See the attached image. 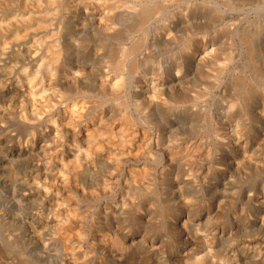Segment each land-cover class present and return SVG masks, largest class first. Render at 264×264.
<instances>
[{
	"label": "rangeland",
	"instance_id": "1",
	"mask_svg": "<svg viewBox=\"0 0 264 264\" xmlns=\"http://www.w3.org/2000/svg\"><path fill=\"white\" fill-rule=\"evenodd\" d=\"M111 1L0 0V264H264V0Z\"/></svg>",
	"mask_w": 264,
	"mask_h": 264
},
{
	"label": "bare ground",
	"instance_id": "2",
	"mask_svg": "<svg viewBox=\"0 0 264 264\" xmlns=\"http://www.w3.org/2000/svg\"><path fill=\"white\" fill-rule=\"evenodd\" d=\"M34 1H38V0H34ZM51 2H53V1H55V0H50ZM69 1V0H68ZM113 1H115L114 3L111 1V4L113 3L114 5H113V7H111L112 9L111 10H113V8H115V7H117V4L119 3V1L118 0H113ZM227 1H229V0H227ZM23 2V1H22ZM21 2V3H22ZM59 2V1H58ZM107 2V1H106ZM143 2H144V7H142V6H140V8H138L139 10H136L135 12H133V15H131V16H133L132 17V19H130L131 20V22H130V25H128V30H130L131 29V31H129L130 32V34L132 33V34H134V33H136V35H137V33L138 34H140V33H142V34H144L145 33V30L147 29V26H148V24L152 21L151 19H152V15H154L155 14V11H158V6L155 4V0H143ZM4 3V2H3ZM55 3V2H54ZM107 3H110L109 1L107 2ZM107 3H106V5H107ZM133 4V3H132ZM136 4V3H135ZM140 4V3H139ZM138 4V5H139ZM69 5V4H68ZM105 5V6H106ZM120 5V4H119ZM20 6V5H19ZM36 6H38V4L36 5ZM107 6H109V5H107ZM126 6V5H125ZM21 7V6H20ZM110 7V6H109ZM133 7V6H132ZM52 9V8H51ZM108 9V8H107ZM118 9V8H117ZM120 9V8H119ZM132 9V8H131ZM110 9H109V11L108 12H111L112 13V11H111ZM53 11V10H52ZM106 11V10H105ZM132 11H133V9H132ZM48 12V11H47ZM88 12V11H87ZM107 12V11H106ZM32 13V12H31ZM35 13V12H34ZM110 13V14H111ZM132 13V12H131ZM157 13V12H156ZM29 14V13H28ZM51 14V13H50ZM55 14H57V13H55ZM102 14V13H101ZM108 14V13H107ZM110 14H108V15H110ZM34 15V14H33ZM42 15H44V14H42ZM48 15V14H47ZM104 15V14H103ZM107 15V16H108ZM46 16V15H45ZM53 16V15H52ZM120 16V15H119ZM14 17V16H13ZM28 16H26V18H27ZM18 18H20V17H18ZM25 18V17H24ZM53 18H55V17H53ZM94 18V17H93ZM112 18V17H111ZM22 19V18H21ZM20 20V19H19ZM27 20H29V19H27ZM31 20V19H30ZM12 21V20H11ZM123 21V20H122ZM17 22V21H16ZM42 22V21H41ZM52 22V21H51ZM112 23H113V21H111ZM14 23H15V20H14ZM43 23H45V22H43ZM127 23V22H126ZM2 24V23H1ZM101 24V23H100ZM108 26H109V24H107ZM4 26V25H3ZM40 26H41V23H40ZM46 26V25H45ZM30 27V26H29ZM42 27V26H41ZM31 28V27H30ZM39 28V27H38ZM43 28V27H42ZM107 29H108V27H106ZM106 28H104L105 29V31L107 30ZM247 28V27H246ZM1 29V28H0ZM103 29V30H104ZM110 29V28H109ZM113 28H111V30H112ZM254 29V28H253ZM257 29V28H256ZM26 30H29L30 31V29H26ZM33 30V29H32ZM110 30V31H111ZM118 30V29H117ZM255 30V29H254ZM0 31H2V30H0ZM249 31V30H248ZM116 32V31H115ZM253 32V31H252ZM23 33V32H22ZM22 33H20V34H22ZM26 32H24L23 34H25ZM117 33V32H116ZM256 33V32H255ZM254 33V34H255ZM99 34V33H98ZM120 34V33H119ZM119 34H117V35H119ZM146 34V33H145ZM169 34V33H168ZM243 34V33H242ZM254 34H250V35H254ZM43 35V34H42ZM249 35V34H248ZM247 34H246V32L243 34V39L244 40H246L247 41V39H248V36ZM22 36V35H21ZM24 36V35H23ZM38 36V35H37ZM134 36V35H133ZM251 36V37H252ZM2 37V36H1ZM16 36H13V37H11V38H14V39H16L15 38ZM18 37V36H17ZM45 37V36H44ZM145 39H144V41H143V39L139 36V37H133V40L129 43V44H127L126 46H124V48H123V51H122V53H121V55H120V57L118 58V59H116V61H115V63H114V67H115V71H117V73L120 75V74H122L123 72H126V70L128 71V73H130V72H134V71H138L139 70V68H141V62L140 61H138V54H140V50H141V47H143L145 44H146V40H147V36H143ZM254 37V36H253ZM103 38V37H102ZM128 38H130V37H128ZM132 38V37H131ZM9 39V38H8ZM23 39V38H22ZM119 39V38H118ZM11 40V39H10ZM45 40V39H44ZM101 40V39H100ZM131 40V39H130ZM16 41H17V39H16ZM24 41V40H23ZM31 41V40H30ZM33 41H35V40H33ZM99 41V40H98ZM36 43H34V42H31L32 44L31 45H28L27 47H26V51H24V52H32V53H35V54H37L38 52H40L41 50H42V48L45 46L44 45V42H42V43H40V42H37V41H35ZM52 42V41H51ZM6 43V42H5ZM30 43V42H29ZM57 43V42H56ZM247 44L249 43V41H247L246 42ZM52 44H54V43H52ZM6 46H9V45H6ZM25 46V45H24ZM53 46V45H52ZM251 45H249V47H250ZM20 47V46H19ZM48 49H49V47H48V45L46 46ZM61 48V47H60ZM119 48V47H118ZM57 49V48H56ZM145 49V48H144ZM17 50V49H16ZM50 50V51H49ZM48 51H49V53L50 52H53L54 51V53H59L60 51H59V48H58V50H57V52H56V50H55V48L54 49H52L51 50V47H50V49H49ZM201 50V49H200ZM251 50L252 49H249V52L251 53ZM22 51V50H21ZM43 51V50H42ZM45 51H46V49H45ZM204 51H206V50H204ZM4 52H5V50H4V48H2V47H0V56H3L4 55ZM16 52V51H15ZM47 52V51H46ZM19 52H17L16 54H18ZM41 53V52H40ZM29 54V53H28ZM42 54V53H41ZM55 54V55H56ZM142 54V53H141ZM21 55V54H20ZM26 55V54H25ZM30 55H33V54H30ZM48 55V54H47ZM54 55V54H53ZM108 55V54H107ZM142 55H144V54H142ZM251 55V54H250ZM49 57H50V55H48ZM47 56V57H48ZM52 56V55H51ZM57 56V55H56ZM117 56V55H116ZM200 57V56H199ZM41 58V57H40ZM54 58V57H53ZM114 58H116L115 56H114ZM113 58V59H114ZM150 57H147V56H143V58L142 59H145L144 61L145 62H147V60H151V59H149ZM204 58V57H203ZM52 59V58H51ZM50 59V60H51ZM55 59V58H54ZM147 59V60H146ZM198 59H200V58H198ZM53 60V59H52ZM110 60V59H109ZM54 61V60H53ZM54 62H56V61H54ZM144 62V63H145ZM258 67V66H257ZM44 69V68H43ZM180 69V68H179ZM256 70V69H255ZM36 71V70H35ZM39 71V70H38ZM259 72H261V71H259ZM5 73V72H4ZM38 73V72H37ZM127 73V72H126ZM34 74V73H33ZM32 74V75H33ZM131 74V73H130ZM259 75L258 74V72L256 71L255 72V75ZM30 75V74H29ZM256 75V76H257ZM34 77V76H33ZM33 79V78H32ZM32 79L30 78V82L32 81ZM119 79H120V77H119ZM121 79H122V81L124 82V78L123 77H121ZM120 79V80H121ZM176 79V78H175ZM115 80H117V79H115ZM114 80V81H115ZM120 82V83H118L119 81H115L114 82V84H112V86H111V88L112 89H114V91H118V92H120V88H121V86L123 85V82ZM122 83V84H121ZM179 84V83H178ZM248 88H247V96H248V98H250V97H252V95H253V84H252V82L249 84L248 83ZM112 89H109V91L110 90H112ZM181 91V90H180ZM103 95V94H102ZM135 95H137V94H135ZM198 97H199V95H198ZM197 97V98H198ZM75 98V97H74ZM196 98V97H195ZM200 98V97H199ZM251 99V98H250ZM120 100V99H119ZM119 100H117V101H115L116 103V106H123L124 108H123V113L121 114V116H120V123H121V125H122V127L123 126H126V125H130V124H132L133 122H134V120L135 119H133L132 117H131V114L130 113H128V111H126L128 108H127V105H126V102L122 99V101H119ZM196 100V99H195ZM119 101V102H118ZM196 102V101H195ZM96 107V106H95ZM145 108H146V106H144ZM247 107V106H246ZM127 108V109H126ZM243 108V107H242ZM144 109V108H143ZM148 109V108H147ZM119 110V109H118ZM246 110V109H245ZM148 111V110H147ZM119 112H120V110H119ZM144 113V112H143ZM118 119V118H117ZM142 120V119H141ZM99 122V121H98ZM127 128H128V126H127ZM120 129V128H119ZM124 129H126V128H124ZM131 129V128H130ZM107 130V129H106ZM106 130H103V132L104 131H106ZM109 130V129H108ZM112 130V129H111ZM121 130V129H120ZM95 131V130H94ZM98 131V130H97ZM127 131V130H126ZM96 132V131H95ZM94 132V133H95ZM121 132V131H120ZM97 133V132H96ZM95 133V134H96ZM122 133H124V131L122 132ZM106 134H107V132H106ZM111 134H112V132H111ZM130 135V134H129ZM128 135V136H129ZM95 136V135H94ZM94 136H93V138H94ZM104 136V135H103ZM109 136V135H108ZM101 137H102V134H101ZM125 137V136H124ZM103 138V137H102ZM109 138V137H108ZM126 138H127V136H126ZM129 138V137H128ZM109 140V139H108ZM94 141V140H93ZM89 145V144H88ZM102 146V145H101ZM174 149V148H173ZM64 162V161H63ZM63 164V163H62ZM90 165V164H89ZM63 168H64V165H63ZM81 168H82V166H81ZM83 169V168H82ZM145 169V168H144ZM149 169V168H148ZM84 170V169H83ZM78 171V170H77ZM144 171V170H143ZM142 171V172H143ZM142 172H140V173H142ZM79 173V172H78ZM146 173V172H145ZM67 175V174H66ZM78 175V174H77ZM80 175V174H79ZM141 174H139V176H140ZM147 175V174H146ZM149 176V175H148ZM67 177V176H66ZM193 180V179H192ZM134 181H135V179H134ZM105 182V181H104ZM107 185V184H106ZM102 188V187H101ZM103 188H104V186H103ZM111 190V189H110ZM108 191V190H107ZM135 207V206H134ZM136 208V207H135ZM189 208V207H188ZM148 222V221H147ZM163 224V223H162ZM160 226V225H159ZM153 227V226H152ZM162 228V227H161ZM164 229V228H163ZM185 262V261H184ZM189 262V261H188ZM187 263V262H186ZM197 263V262H196ZM189 264V263H188ZM192 264H193V262H192Z\"/></svg>",
	"mask_w": 264,
	"mask_h": 264
}]
</instances>
